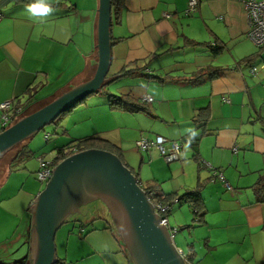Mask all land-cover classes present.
<instances>
[{"label": "crops", "instance_id": "crops-1", "mask_svg": "<svg viewBox=\"0 0 264 264\" xmlns=\"http://www.w3.org/2000/svg\"><path fill=\"white\" fill-rule=\"evenodd\" d=\"M32 2L0 0V103L11 100L24 113L88 81L97 63L98 0L85 4L55 0L51 4L55 11L44 16L27 11ZM187 5L188 0H124L119 14L112 16L110 33L117 42L111 46L105 78L112 80L109 88L122 83L117 92L108 88L113 95L129 94L139 101L152 98L145 102L150 114L142 113L153 118L146 137L159 135L181 142L179 159L166 163L155 148L139 151L134 145L138 135L124 147L120 134H113L122 132L119 126L91 135L119 147L139 183L158 184L160 195L184 194L202 181L205 213L202 223H196L206 230L207 252L215 264H264V204L256 201L251 188L264 167V46L258 48L246 37L248 21L240 0H199L190 15H185ZM207 45L220 50L214 54ZM135 67L131 75L116 77L123 69ZM251 67L257 68L256 74H250ZM208 70L219 75L205 76L200 83L187 80ZM101 99L100 105L121 113L123 120L130 116L131 112L113 110ZM206 107L210 109L207 122L196 123L195 114ZM140 113L131 115L140 117ZM191 131L201 134L194 147L182 142ZM134 149L138 154L133 156ZM10 173L5 170L0 187ZM209 186L217 196L211 206L203 197ZM33 202L27 207L30 216ZM97 209L85 208L82 219H76V230L67 229L65 243L56 244L61 264H133L112 219L96 216ZM183 212L179 208L172 215L180 228L187 226L179 221ZM8 215L0 212V229L10 233L5 240L12 245L15 227L4 221L10 219ZM30 224L31 218L20 239L30 233ZM7 241L0 244L6 246ZM26 241L25 262L30 264V235ZM179 252L189 255L187 264L197 262L195 243Z\"/></svg>", "mask_w": 264, "mask_h": 264}, {"label": "water", "instance_id": "water-1", "mask_svg": "<svg viewBox=\"0 0 264 264\" xmlns=\"http://www.w3.org/2000/svg\"><path fill=\"white\" fill-rule=\"evenodd\" d=\"M110 26V0H98L97 63L93 76L2 129L0 158L101 88L111 59ZM94 201L107 206L133 264H186L136 176L117 155L96 148L72 153L61 160L34 199L30 264H55L56 231L69 216L79 213L81 206Z\"/></svg>", "mask_w": 264, "mask_h": 264}, {"label": "rangeland", "instance_id": "rangeland-1", "mask_svg": "<svg viewBox=\"0 0 264 264\" xmlns=\"http://www.w3.org/2000/svg\"><path fill=\"white\" fill-rule=\"evenodd\" d=\"M86 1L87 0H79L81 4H85ZM121 84V81L116 82L110 88L106 86V90L111 89V91L117 92L119 91ZM101 97L107 100V97L103 92H100L97 95L87 96L71 110L60 115L58 117L59 120L56 121V123L44 126L28 141V148L32 151L31 155H29L23 163L14 167L8 177L5 178L3 185L0 187V212L3 211L4 213H7V215L9 212H13L16 216L12 219V216L8 215L10 219L4 220L9 221V223H11V227L12 225L15 227L12 234L14 240L12 245L11 243L7 244L8 241L5 240L6 238L10 239V233H4V231L0 229V243L2 241H7L6 246L0 244V264H26V252L29 248L26 238H29L30 233L28 230L25 236H23L26 237L25 240L24 238L20 239V234L27 230V226L31 218L29 212L27 211L28 205L36 198L38 193L43 190L46 185V182L38 181L36 176V172L39 168L37 158L38 155L43 154L45 157L51 158L54 154L53 149L56 147L69 145L72 141H74V139L93 136L91 133H95V131L98 132L103 130L106 132L110 128H118V126L122 128V132L120 130V133H118L117 130L113 134L116 137L120 134L122 139L121 144L126 148H128L129 143L135 141L136 138L134 137L136 135L139 136L137 138L139 139L142 136H147V131L151 132L149 128V124L152 122L151 120H153L151 116L140 113V117L134 118L131 113H129L130 116L123 120L121 113L119 114L117 111H111L105 105H100V100H103ZM144 117L147 119L144 120ZM45 135L49 136L48 140H46ZM122 135L126 136V138L123 137L126 141L123 140ZM94 137L101 138V136ZM20 146L21 144L11 149L0 158V182L5 174L6 164L20 148ZM132 154L133 156L137 155V149H134ZM142 174L145 176L144 173ZM209 189L210 186L207 188L206 192H203V197L211 206V203H213V205L216 204L217 196L216 193L209 191ZM90 207H98L95 212L96 216L111 219L108 208L103 206L101 201H94L85 205L83 208L88 209ZM179 208H182V210L185 211V213L183 212V219L179 221H183L182 225H193V227L180 228L182 226H178L176 224L173 216H176L174 212H176ZM171 211L173 212L169 216L168 227L171 230L176 228L175 233L172 231L170 233L171 235L173 234L172 243L174 247L177 250L186 251L188 244L195 243L197 262L194 264H215L216 261H214V258L207 252L208 249L206 248L205 242L207 236L206 230L203 229L204 227H200L192 220L193 214L191 206L185 202L180 205L175 204ZM76 219H82L81 212L69 216L59 227L55 234V246L58 244V247H61L62 244L65 243L67 229L74 227V231L76 230V226L78 225V220ZM97 223L101 224L100 221H97ZM213 254L220 256L219 251H213ZM184 255L188 257L187 254Z\"/></svg>", "mask_w": 264, "mask_h": 264}, {"label": "trees", "instance_id": "trees-1", "mask_svg": "<svg viewBox=\"0 0 264 264\" xmlns=\"http://www.w3.org/2000/svg\"><path fill=\"white\" fill-rule=\"evenodd\" d=\"M111 4V26H112V16L114 14H119L120 10L124 7V0H110ZM111 26H110V31H111ZM117 42L115 38L112 37L111 35V46ZM210 50L215 54L217 53L220 48L219 47H213L211 48L209 45H207ZM262 48V47H261ZM135 68H128V69H123L120 74H118L116 77L119 78L120 76H125V75H131L134 73L136 70ZM219 75V72L217 70H208L206 72H198L194 77L188 78L187 80L193 83H200L205 76L209 78H213ZM114 80V79H113ZM163 80V79H160ZM107 81L105 79L104 83L102 84L101 88L95 92L100 93L103 92L106 94L107 97V105L113 109V110H121L124 112H131V113H145V114H150L148 107L145 105V101L143 99L140 101L137 100L136 98L132 97L129 94H122V95H113L106 90V86L111 82ZM93 95V94H92ZM38 108V107H37ZM10 113V120L9 124L14 123L17 119H19L21 116L28 114L30 112H22L20 111L19 107L16 105H13V108L9 110ZM209 113L210 109L208 107L206 108H201L197 111V113L194 116V121L196 123H206L208 118H209ZM59 118H57L56 121H58ZM4 129V128H2ZM201 134L196 133L195 136H192L191 133L188 134L186 137H183L182 142H186L189 146L194 147L197 145L198 140L200 139ZM31 139V138H30ZM25 140L21 142L20 148L14 153L12 158L9 160V162L6 164V171L9 173L11 170L16 167L17 165L23 163L29 155H31L32 151L28 148V141L30 140ZM48 140V137L46 138ZM18 146V145H17ZM16 147V146H15ZM14 147V148H15ZM90 148H96V149H101V150H106L109 151L115 155L118 156V158L121 160V162L133 173V175L138 177L137 173L133 171L124 161L122 157V153L119 147L115 146L111 142L101 139L98 137L94 136H88V137H83L80 139H74V141L71 142L69 145L65 146H60L56 147L54 150V158L51 159V166L54 167L56 166L61 160L66 158L67 156L71 155L72 153L79 152L85 149H90ZM182 149V148H181ZM42 155L38 156L37 158L41 157ZM195 157V156H194ZM1 160V159H0ZM198 161V160H197ZM199 162V161H198ZM199 164L202 166V162H199ZM204 165V164H203ZM2 181V180H1ZM139 182V181H138ZM203 182L198 181L196 186L190 190L185 192L184 194H177V193H167V194H158L157 189L159 187L158 184L151 182L149 184L143 185L141 183L140 186L144 190L146 196L150 199L152 204L159 203L163 206H167V210L162 214V217L165 219H168V215L170 212V209L173 204L175 203H188L191 208H192V213H193V221L197 223H202L203 217H204V206L202 202V198L200 196L201 189L203 187ZM252 191L255 195V199L259 203L264 204V167L262 169V173L259 175L257 181L252 185ZM168 221V220H167ZM187 228L193 227V225H187L184 226ZM169 228V227H168ZM170 231L171 230L169 228ZM263 230H264V225H263ZM189 257V255H188ZM187 257V258H188ZM55 264H61L59 260L55 262Z\"/></svg>", "mask_w": 264, "mask_h": 264}, {"label": "built area", "instance_id": "built-area-1", "mask_svg": "<svg viewBox=\"0 0 264 264\" xmlns=\"http://www.w3.org/2000/svg\"><path fill=\"white\" fill-rule=\"evenodd\" d=\"M248 21V31L246 33V37L251 40L254 45L258 48L264 46V0H240ZM199 0H188V5L185 10V15L192 14L198 5ZM1 19V15H0ZM257 68L251 67L250 74H256ZM145 102H151L152 98L149 96H145L143 98ZM13 108V102L11 100L4 101L0 103V111L1 113V122L2 127H5L9 124L10 113L9 110ZM48 135H45L47 138ZM136 148L139 151H147L151 148H155L160 153L161 157L164 159L166 163L173 162L179 159V154L181 152L182 144L179 141H168L163 136L156 135L153 138H148L146 136L140 137L135 142ZM39 168L36 172V176L38 181L47 182L50 176L52 175L51 159L46 157L38 158ZM207 167H210L208 164H204ZM216 176L220 179H223L221 174H217ZM224 185L228 190H231L230 184L225 180ZM154 211L160 216L161 223L167 225V219L162 217V214L167 210V206H163L159 203L152 204ZM175 233V230L172 231ZM173 235V234H172ZM181 258L184 261H187V256L184 253L179 252Z\"/></svg>", "mask_w": 264, "mask_h": 264}, {"label": "clouds", "instance_id": "clouds-1", "mask_svg": "<svg viewBox=\"0 0 264 264\" xmlns=\"http://www.w3.org/2000/svg\"><path fill=\"white\" fill-rule=\"evenodd\" d=\"M53 2H55V0H34V2H32L26 6V9L33 16H44V15H47V14L55 11V9L51 6V4ZM5 127H3V128H5ZM195 134H196L195 131H191L192 136H195ZM185 147H187V145H185ZM41 157H44V156H41ZM165 226L168 228V221H167V225H165ZM168 230H169V228H168ZM169 233H171V231ZM171 237H173V235H171ZM184 262L186 263V261H184Z\"/></svg>", "mask_w": 264, "mask_h": 264}, {"label": "flooded vegetation", "instance_id": "flooded-vegetation-1", "mask_svg": "<svg viewBox=\"0 0 264 264\" xmlns=\"http://www.w3.org/2000/svg\"><path fill=\"white\" fill-rule=\"evenodd\" d=\"M84 206H85V205H84ZM84 206H81V207H80V211H79V213H80V212L82 213V212L85 210V208H83ZM105 206H106V205H105ZM106 207H107V206H106ZM75 214H76V213H75Z\"/></svg>", "mask_w": 264, "mask_h": 264}]
</instances>
